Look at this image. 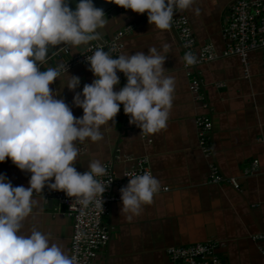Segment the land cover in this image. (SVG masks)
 <instances>
[{"label": "crops", "instance_id": "0c3cea01", "mask_svg": "<svg viewBox=\"0 0 264 264\" xmlns=\"http://www.w3.org/2000/svg\"><path fill=\"white\" fill-rule=\"evenodd\" d=\"M232 1L197 0L192 9L180 10L192 26L197 46L211 43L218 55L197 68L209 103L207 109L194 101L188 89V78L182 69L185 54L172 26L169 30H159L148 23L146 12L138 14L131 9H121L108 19L104 38L128 23H135L133 31L122 40V53L147 54L150 46L159 49L164 43L171 45L163 66L168 70L164 75L175 78V89L166 126L155 133H145L152 139L151 143L143 140L137 126L124 118L122 104L115 123L110 121V126H102V141L93 143L89 139L76 143L77 148H85L74 164L78 172L87 171L92 159H100L102 163L110 160L118 150L133 159L115 161L113 168L117 175L134 165L135 158L147 156L153 176L161 187H168L167 191L154 194L153 202L144 204L141 214L131 221L120 215L122 201L110 205L103 219L109 240L93 264H171L166 253L169 246L206 241L217 242L215 252L223 264H264L259 252V247H264V238L253 239L258 234L264 237V147L258 140L264 136L263 51L249 52V78L238 56L222 54V28ZM88 45H69L70 52ZM61 59H53L52 65ZM43 66L50 67L48 62ZM68 73L80 78L77 92L96 78L85 64L73 67ZM66 80L61 75L50 87L58 90L57 98L65 100L74 116L81 117L82 108L72 103L74 92L63 86ZM218 82L224 85L218 87ZM125 83L120 80L114 90L118 91ZM207 114L212 119L211 156L199 148L195 127V118ZM253 160H258L259 169L246 174ZM212 162L224 176L234 177L239 188L208 182ZM0 173L13 186H29L31 173L18 169L9 158L0 162ZM34 197L40 203L25 219L24 231L36 228L50 232L69 254L72 218L62 213L64 209L58 201L49 203Z\"/></svg>", "mask_w": 264, "mask_h": 264}, {"label": "clouds", "instance_id": "9594fccd", "mask_svg": "<svg viewBox=\"0 0 264 264\" xmlns=\"http://www.w3.org/2000/svg\"><path fill=\"white\" fill-rule=\"evenodd\" d=\"M110 2L138 14L146 12L150 25L169 30L176 10H190L197 0ZM107 23L105 11L93 0H78L75 10L67 0H0V162L9 158L31 173L28 187L13 186L0 173V264H77L50 232L24 231L25 219L40 203L34 192L43 193L47 186L79 198L85 207L99 195L97 205L103 209V194L111 181L105 185L96 177L105 175L106 168L100 159H92L87 171L78 172L74 164L81 153L76 143L102 141V126L115 123L121 104L129 123L146 134L166 126L175 89V78L164 75L168 43L159 49L148 47L147 54L136 51L117 57L97 49L86 60L96 78L80 92L75 91L80 78L70 75L68 67L41 69L50 47L86 46ZM183 61L195 65L197 58L186 52ZM118 72L126 83L115 91ZM61 75L67 77L63 86L74 92L73 105L83 110L81 117L74 116L65 100L57 98L58 90L50 87ZM160 187L148 172L129 178L119 190L120 215L128 221L140 215Z\"/></svg>", "mask_w": 264, "mask_h": 264}, {"label": "built area", "instance_id": "2783aa9c", "mask_svg": "<svg viewBox=\"0 0 264 264\" xmlns=\"http://www.w3.org/2000/svg\"><path fill=\"white\" fill-rule=\"evenodd\" d=\"M172 26L178 36L184 54L191 52L197 58L195 65H187L183 62L182 69L188 78V89L194 101L199 103L203 109H207L209 108V103L204 91L203 79L197 68L202 63L218 58V55L211 43L197 46L192 26L187 17L179 9L174 14ZM134 27V22L128 23L116 30L111 36L101 38L100 42L94 40L86 48L74 53L70 52L69 45L62 44L49 55L47 60L62 58L61 61L50 67L58 68L59 65H62V68H58V70L63 71L64 68L68 67L69 71L80 64L88 65L86 60L97 49L105 50L113 57H117L122 53L124 47L122 40L124 36L130 34ZM222 34L224 40L222 54L224 56H238L243 65L245 76L249 78V52L262 50V61L264 64V0H233L230 2L226 11ZM117 74L120 80H125L126 82V77L122 72H118ZM216 85L221 87L224 83L218 82ZM123 116L125 119H129V116L124 111ZM195 127L199 148L206 156H211V116L209 114L197 116L195 118ZM137 128L141 138L147 143H151L152 139L148 138L139 127ZM258 140L264 147V136L259 137ZM78 149L80 152H85L83 146ZM120 159L130 160L133 158L128 155H121L120 151L117 150L113 158L103 163L106 168V174L96 177V179L105 185L111 181L107 191L103 194V209L97 205V201L100 199L99 195L85 207L80 204L79 198L66 196L64 191L49 190L47 186L43 189V193L34 192V196L40 197L44 202H49L50 200L58 201L59 205L64 209L62 213L72 218L69 255L76 259L77 264H93L100 249L106 246L109 234L103 224V219L108 215L110 205L113 202L121 201L120 188L125 186L128 179L135 175H142L145 172L153 175L147 156L135 158L134 165L124 170L121 175H117L113 164ZM258 169V160H253L245 170V173H254ZM207 181L210 183L226 184L234 189L239 188L237 180L234 177L224 176L217 164L213 162L209 167ZM167 190L168 187L163 186L159 192ZM263 238L262 234L253 236V239L256 241ZM217 245V242L206 241L188 245L169 246L166 248V253L171 264H223L221 258L215 252ZM259 252L264 257V247L260 246Z\"/></svg>", "mask_w": 264, "mask_h": 264}, {"label": "water", "instance_id": "95a60500", "mask_svg": "<svg viewBox=\"0 0 264 264\" xmlns=\"http://www.w3.org/2000/svg\"><path fill=\"white\" fill-rule=\"evenodd\" d=\"M67 2H68L69 6L72 10L76 9V5L78 3V0H67ZM93 3L96 7L102 8L105 11L108 19L112 16V14H115L116 12L120 11L121 9H124V8L117 6L116 4L110 2V0H93ZM98 31H100V32L97 35V38L95 39V41L100 42L101 38H103L106 35V32L104 29H98ZM60 46L50 47L49 52H48V57H49V55H51V53L54 50L58 49ZM47 62L49 63V66L52 65V60H48V61H46V63ZM47 67L48 66H45V67L41 66V69L44 70V69H47ZM49 203H52V200H50Z\"/></svg>", "mask_w": 264, "mask_h": 264}, {"label": "rangeland", "instance_id": "374dc122", "mask_svg": "<svg viewBox=\"0 0 264 264\" xmlns=\"http://www.w3.org/2000/svg\"><path fill=\"white\" fill-rule=\"evenodd\" d=\"M173 27V26H172Z\"/></svg>", "mask_w": 264, "mask_h": 264}]
</instances>
